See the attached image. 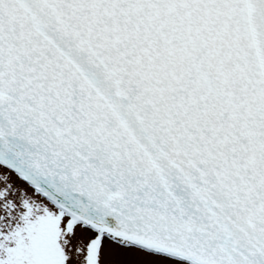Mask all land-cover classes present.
Wrapping results in <instances>:
<instances>
[{"label":"snow or ice","instance_id":"1","mask_svg":"<svg viewBox=\"0 0 264 264\" xmlns=\"http://www.w3.org/2000/svg\"><path fill=\"white\" fill-rule=\"evenodd\" d=\"M0 264H264V0H0Z\"/></svg>","mask_w":264,"mask_h":264}]
</instances>
